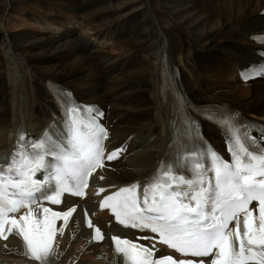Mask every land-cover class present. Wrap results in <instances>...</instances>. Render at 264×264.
<instances>
[{
    "label": "bare ground",
    "instance_id": "obj_1",
    "mask_svg": "<svg viewBox=\"0 0 264 264\" xmlns=\"http://www.w3.org/2000/svg\"><path fill=\"white\" fill-rule=\"evenodd\" d=\"M28 2L43 12V8L53 11L56 17L44 15L42 23L63 29L72 16L96 31L95 40L113 37L130 49L110 57L94 51L96 45L89 51L91 37L77 34L74 29L54 40L29 32L0 31V58L16 57L39 73L53 77L37 79L22 70H17L12 78L2 76L5 67L0 61L2 147L15 144L21 130L35 139L46 131L63 139L65 101L91 106L103 113L104 118L99 121L109 129L106 146L110 152L119 147L126 149L120 159L109 163L111 169L105 173L104 182L115 191L135 182L143 184L168 163L170 154L176 155L182 146L191 147L183 140L184 121L188 118L199 123L204 142L230 160L225 135L200 115L211 112L204 104L211 106L213 112L238 113L242 121L256 128L252 135H261L264 117L257 119L248 113L264 116V78H255L254 74L241 82L238 72L258 60L249 36L264 28V16L260 14L264 0H0V8L10 15L17 13L13 9L26 13ZM6 27L13 25L10 22ZM233 32H237L236 39L225 41L226 47H207L195 54L214 74L188 65L186 46L181 48L182 45L189 42L200 48L216 39L223 43ZM189 57L194 60L196 56ZM177 67L179 79L175 74ZM88 68L85 76L71 81L60 79ZM147 69L152 70L145 74L146 78L126 79L129 71ZM75 223L79 230L74 231ZM89 231L76 215L66 237L61 238L65 243L56 249L52 264H120L121 257H115L109 242L84 249ZM10 239L0 243V264H36L23 252L17 254L25 256V260L12 257L14 251L3 250L19 244L16 238Z\"/></svg>",
    "mask_w": 264,
    "mask_h": 264
},
{
    "label": "snow or ice",
    "instance_id": "obj_2",
    "mask_svg": "<svg viewBox=\"0 0 264 264\" xmlns=\"http://www.w3.org/2000/svg\"><path fill=\"white\" fill-rule=\"evenodd\" d=\"M254 39L264 45V37ZM253 72L264 76V66ZM65 115L63 139L46 131L30 140L21 130L8 163L0 164V240L17 236L24 255L36 264H52L57 237L77 211L76 205L65 211L46 205L62 204L65 194L86 198L89 179L126 151L106 152L109 133L95 108L66 100ZM200 115L225 135L230 160L206 144L199 123L188 118L183 140L191 147L179 148L173 162L162 164L143 184L120 187L100 201L99 208L109 210L118 224L153 234L135 242L113 236L122 264H264V128L257 138L254 126L238 113ZM105 191L99 188L97 195ZM84 219L92 239L102 241L104 234L86 208ZM156 243L182 258L157 257Z\"/></svg>",
    "mask_w": 264,
    "mask_h": 264
},
{
    "label": "rangeland",
    "instance_id": "obj_3",
    "mask_svg": "<svg viewBox=\"0 0 264 264\" xmlns=\"http://www.w3.org/2000/svg\"><path fill=\"white\" fill-rule=\"evenodd\" d=\"M33 1H38V0H33ZM192 0H187V2H191ZM28 10L25 12H21L17 9H13V12H17L15 14L10 15L7 11L2 12V8H0V18L2 20H0V31L1 33H12V34H16V33H20V32H29L38 36L41 35H46V36H51L52 39L54 40L56 37L60 36V35H64L65 32H67V30H71L74 29L76 30V33L79 34L80 32H82L83 36H86L88 38L91 37L92 42L91 44H94L92 47H89V51L91 48H94L95 44V39L93 37V34L96 32L94 29H92V27L89 24H86L84 20L82 19H78L75 17H70L71 19L66 20L67 23V27L63 28V29H58L55 25L54 27L48 26L47 28L45 27L44 24H52V23H37L34 20H40L45 16H50L52 18H55V14L53 13V11H51L50 9H45L46 13L41 11L42 8L39 6H35L33 5V2H28ZM32 6V7H31ZM49 10V11H47ZM33 12L34 14H29V12ZM22 13V14H21ZM15 15V16H14ZM19 15H22V17H20ZM8 17V18H7ZM84 21V22H83ZM12 23L13 27L12 28H7L6 26H8L9 23ZM69 23L75 24L74 26L69 25ZM86 24V25H85ZM5 28V29H4ZM9 30V31H8ZM238 32H244V31H238ZM235 33L237 32H233L228 34V38L223 40V43H220L218 41V39L216 40H212L209 44L202 46L200 48H195L191 43L187 42L186 45H182L181 48H183L184 46L186 49V60L188 62V65L194 69V70H200V71H205L207 73L210 74H214V72L212 71V69L207 66L206 64H204L203 62H201L198 59V55H195L197 52L199 51H203L206 50L207 47L213 48V47H217V46H223L226 47L225 41L228 40H235ZM73 35V33H72ZM68 36H70V34H68ZM86 42V41H85ZM120 41L118 39L115 38H107V39H103L102 41L100 40L98 43V46L96 45L94 48L95 50H99V53H102L105 56H116L120 53H123L124 51L129 50L130 48H126L127 46H124V43H119ZM120 46H119V45ZM123 46V47H122ZM190 55H194L196 56L194 60H192L190 57ZM90 59V58H89ZM1 61V65H3L5 68L1 71L2 76L3 75H8L10 78H12L15 74V72L17 70H22L25 72V74H33L37 79L41 78L43 75L41 73H39L37 70H35L34 68L30 67L28 62H21L18 58L16 57H12V58H8L5 57L4 55L2 56V58H0ZM155 68H157V62L155 63ZM152 68V69H155ZM152 69H147V70H141L139 72H131L129 71L125 76L127 77L126 79H143L146 78L145 74L147 72H149ZM90 68L85 69L83 71L71 74L68 77H63L60 79H64L67 78L68 80H73L76 77H80V76H85L89 73ZM49 77V76H46ZM49 78H53V77H49ZM56 79V78H55ZM216 102V101H215ZM221 103V102H220ZM264 108V106H263ZM254 114L260 115V118H263L264 116L261 113H253L250 114L248 113L249 117H253ZM7 263V262H6ZM7 264H12L10 262H8Z\"/></svg>",
    "mask_w": 264,
    "mask_h": 264
}]
</instances>
